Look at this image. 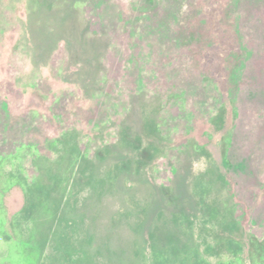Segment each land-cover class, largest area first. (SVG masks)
I'll return each mask as SVG.
<instances>
[{"label":"rangeland","instance_id":"obj_1","mask_svg":"<svg viewBox=\"0 0 264 264\" xmlns=\"http://www.w3.org/2000/svg\"><path fill=\"white\" fill-rule=\"evenodd\" d=\"M0 264H264V0H0Z\"/></svg>","mask_w":264,"mask_h":264}]
</instances>
